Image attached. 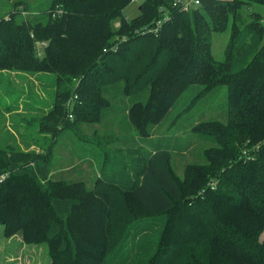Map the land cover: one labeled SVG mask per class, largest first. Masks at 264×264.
Masks as SVG:
<instances>
[{"label":"trees","instance_id":"trees-1","mask_svg":"<svg viewBox=\"0 0 264 264\" xmlns=\"http://www.w3.org/2000/svg\"><path fill=\"white\" fill-rule=\"evenodd\" d=\"M132 1L0 0L5 235L48 264H264V0H144L127 18ZM8 72L49 77L53 105L14 98ZM21 104L42 116L7 129Z\"/></svg>","mask_w":264,"mask_h":264},{"label":"rangeland","instance_id":"rangeland-1","mask_svg":"<svg viewBox=\"0 0 264 264\" xmlns=\"http://www.w3.org/2000/svg\"><path fill=\"white\" fill-rule=\"evenodd\" d=\"M143 1L144 0H133L132 2H130L124 9L125 16L127 18H132L138 15L140 13V7ZM229 36H230L229 29H227L224 32H214L212 34V52L214 58L218 61H224L225 59V50L228 44ZM6 76L8 77L9 85L12 88L11 90H13L14 92L16 91L15 92L16 96H14V98H16L19 95V97L22 100L21 102H24L25 100L29 101L28 98L32 97L35 101L39 103V106L43 107V109H45L46 111L53 105L55 92L53 89L52 80L51 79L49 80V77L44 81L46 87V89H44L35 76H31L29 74L17 73V72H8ZM224 92L225 90L217 92V96H216L218 97L217 102L220 103L222 102V99L224 97ZM22 105L23 104H21L19 111L13 112L11 114H7L4 117L3 122L7 129H10V127L17 122V124L20 125L21 127L20 131H22L23 127L25 126V123L30 122L32 121L33 118L41 115L40 114L41 112L36 113V111L31 109L25 110L24 106ZM215 107L216 106H213L211 110L215 111ZM202 112L203 110L194 112L192 119H196L199 116H202ZM210 113L212 114L213 112ZM211 114H209V110H206V116H210ZM122 132L123 133H120L121 137L123 134H127L124 131ZM17 138H18V142L21 143V145L24 146L25 148L29 147V150H40V147L34 144V141L32 139L23 140L21 136H17ZM120 145H123V143L120 142L116 143V146H120ZM94 161L96 162V160ZM123 162H127V158L123 159L122 164ZM177 162L179 166L182 165V161L180 160V158H177ZM111 166H113L112 168H117L118 166H120V163L116 161L114 162V164H111ZM97 168L98 167L96 165L95 169ZM2 227L3 226L0 224V246L3 245V240L5 238ZM262 238L264 239V234ZM17 240H18L17 237L12 239L13 246L9 248V251L15 253V255L18 254L19 243L17 242ZM24 254L22 256L23 259L18 257H17L18 259L15 260L6 259L5 264L7 263L8 264H48L49 255L47 252L46 244H43L42 246L28 245L24 249ZM0 264H4V257L1 252H0Z\"/></svg>","mask_w":264,"mask_h":264},{"label":"built area","instance_id":"built-area-1","mask_svg":"<svg viewBox=\"0 0 264 264\" xmlns=\"http://www.w3.org/2000/svg\"><path fill=\"white\" fill-rule=\"evenodd\" d=\"M200 4H201V0H174L173 1V5L175 7L180 8L184 12H189V11L197 8ZM168 17H169V15L166 14L165 17L163 18V20H166ZM162 21L161 20L158 21V23L156 24L155 27L145 28L146 30H144L143 32H150V33L157 34L161 28ZM45 44H46V42L43 41V42H40L38 45L41 47ZM117 49H118V46L116 44L113 46L112 50L117 51ZM104 51H108V49L105 48ZM75 97H77V95ZM72 102H73V100L70 99V101H69L70 106H72ZM70 118H73V116L70 115ZM8 176H9V172H5V173L1 174L0 175V183L4 182L8 178Z\"/></svg>","mask_w":264,"mask_h":264},{"label":"crops","instance_id":"crops-1","mask_svg":"<svg viewBox=\"0 0 264 264\" xmlns=\"http://www.w3.org/2000/svg\"><path fill=\"white\" fill-rule=\"evenodd\" d=\"M2 228H3V232H4V226ZM4 236H5V238L3 240V245L0 246V252L2 253V255L4 257V264H5L6 259L7 260H9V259L10 260H15V259H18V258H22V251L25 249V247L27 245L24 244V242L21 240V238L19 239V235H15V236H12V237L8 238L5 235V232H4ZM15 237L18 238L17 242L19 243L18 244V254L17 255H15V253H12L11 251H9V248L13 246L12 239H14ZM19 252H20V254H19Z\"/></svg>","mask_w":264,"mask_h":264},{"label":"water","instance_id":"water-1","mask_svg":"<svg viewBox=\"0 0 264 264\" xmlns=\"http://www.w3.org/2000/svg\"><path fill=\"white\" fill-rule=\"evenodd\" d=\"M119 24V23H118Z\"/></svg>","mask_w":264,"mask_h":264}]
</instances>
